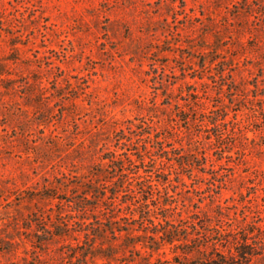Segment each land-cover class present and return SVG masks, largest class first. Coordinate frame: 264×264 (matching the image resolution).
<instances>
[{"label":"rangeland","instance_id":"rangeland-1","mask_svg":"<svg viewBox=\"0 0 264 264\" xmlns=\"http://www.w3.org/2000/svg\"><path fill=\"white\" fill-rule=\"evenodd\" d=\"M0 264H264V0H0Z\"/></svg>","mask_w":264,"mask_h":264},{"label":"trees","instance_id":"trees-1","mask_svg":"<svg viewBox=\"0 0 264 264\" xmlns=\"http://www.w3.org/2000/svg\"><path fill=\"white\" fill-rule=\"evenodd\" d=\"M212 120L214 121H212L211 124L217 126L220 124L222 117L218 116L217 119H212ZM202 122H206V120ZM215 136L217 140H222L225 134L223 132H219ZM148 152H149L148 150L142 151L141 152L142 154L139 155L140 157H138L136 153H133V155L131 154L130 160L124 159L119 165H115L116 175L113 177L115 178V181H111L113 187L115 188V190L111 192L112 199L118 198L120 192H127L130 194H133L132 200L137 204V207L144 208L143 212L140 213L142 224L145 223L144 220L145 221L148 220L149 218L148 215L149 213H151V209L148 207L149 200L157 202L160 205V208L162 206V208L166 210H169L170 207L166 208L164 206H171L170 202L163 203V199H162L163 197L158 193L159 191L158 186H159L160 181L157 179H153L147 182L146 180L149 177L148 173H150L151 171H149L148 169H144L142 167L139 168L137 165H135L137 164V162H139V164H142L143 162H147L145 158ZM133 156H136V159H133L132 158ZM111 162H114L113 159H111ZM129 166L133 167L134 170L130 171L131 169ZM86 209L87 207H83V211H85ZM165 218H168V216H166ZM67 224H68V221H67ZM122 230H125V229H122ZM118 231H121V230L119 229ZM180 231H182V229L177 228V227L173 230H170V229L161 230V231L158 230L157 234H160V235H157V237L155 235L154 237L156 238V241H158V243H156L158 244V246L154 247V250L158 249L160 245H163L166 243H172L177 240L183 243L192 241L188 233H185V235L182 236L180 234ZM61 234L62 232L58 233L57 235H61Z\"/></svg>","mask_w":264,"mask_h":264}]
</instances>
